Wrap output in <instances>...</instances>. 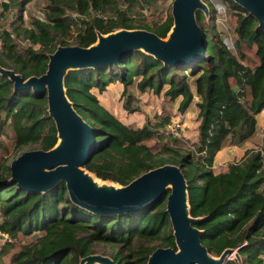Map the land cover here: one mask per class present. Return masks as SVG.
I'll return each mask as SVG.
<instances>
[{"label": "trees", "instance_id": "1", "mask_svg": "<svg viewBox=\"0 0 264 264\" xmlns=\"http://www.w3.org/2000/svg\"><path fill=\"white\" fill-rule=\"evenodd\" d=\"M30 1L8 0L0 11L3 15L15 9L9 27L0 29V65L25 77L43 73L47 54L58 44H68L70 35L74 44L87 46L96 40L97 31L140 27L165 37L172 25L170 14L160 20L146 18L145 10L157 7L160 0H47L43 17L27 25L24 10ZM204 1L213 21L216 9L210 0ZM224 2L235 17L230 44L215 27H201L207 39L205 50L190 64L168 65L142 50H132L117 64L69 70L64 85L76 111L93 127L96 151L85 164L89 171L103 180L126 184L155 166L179 165L187 181L190 214L197 217L194 225L201 229L209 252L219 255L226 247L237 248L242 264H264V141L239 160L213 168L222 147L241 145L256 132V115L264 109V25L233 0ZM196 17L202 20L201 11ZM253 48L257 61L250 62L246 49ZM117 80L123 84V107L129 111L138 109L133 103L136 96L129 91L133 85L139 91H163L170 101L181 96L180 112L197 95L200 120L193 149L178 153L164 144L154 150L156 139L170 135L164 131L168 116L132 126L106 108L92 88L102 92ZM0 111L4 113L0 132L8 122L17 147L38 143L49 149L56 143L46 93L13 89L8 77L0 74ZM3 149L0 140V158ZM167 152L172 155L165 156ZM9 176L7 161L0 159V231L9 238L42 232L33 244L11 255L15 264H78L98 242L116 246L109 255L119 264H146L155 247L175 246L165 211L167 193L136 211L103 214L73 203L64 181L32 192L17 188ZM154 238L160 240L158 245L140 241ZM226 264L239 263L234 257Z\"/></svg>", "mask_w": 264, "mask_h": 264}, {"label": "water", "instance_id": "2", "mask_svg": "<svg viewBox=\"0 0 264 264\" xmlns=\"http://www.w3.org/2000/svg\"><path fill=\"white\" fill-rule=\"evenodd\" d=\"M264 25V0H233ZM8 1H3V8ZM197 11L208 14L204 0H172V25L165 37L146 28H118L96 32V40L87 45L58 44L49 52L47 68L40 75L25 77L0 65V74L13 89L44 92L48 115L56 128V143L49 149L22 151L11 159L9 181L25 191H46L64 181L70 200L94 213H123L148 207L166 195L175 246H157L146 264H226L234 256L242 264L237 248L226 247L211 254L202 242L201 229L190 214L187 181L180 166L164 163L150 168L126 184L98 178L85 164L96 151L93 127L76 111L66 94L64 78L69 70L117 64L132 50H142L164 64L192 63L204 53L206 36L198 24ZM169 189V192H167ZM78 264H119L110 255L92 252L79 258Z\"/></svg>", "mask_w": 264, "mask_h": 264}, {"label": "rangeland", "instance_id": "3", "mask_svg": "<svg viewBox=\"0 0 264 264\" xmlns=\"http://www.w3.org/2000/svg\"><path fill=\"white\" fill-rule=\"evenodd\" d=\"M213 6L216 9V17L212 21L210 12L208 14H204V12L201 11L203 14L202 20L198 24L203 28L207 29L208 27H215L216 30L220 33V36L230 44V40L233 37V26H234V15L228 9L227 4L224 2V0H210ZM47 0H31L28 2L25 6L24 10V24L29 25L33 18H41L43 17V9L44 5L46 4ZM171 4L172 0H160L157 4V7H152L150 9L145 10L146 18L152 20L154 19H162L166 14L171 15ZM15 9L11 8L3 15L0 14V29L2 27H9L10 22L14 19ZM66 41L68 44H74V38L73 35L66 38ZM23 44H25V41H21ZM246 52L248 54V58L250 62L257 61V58L254 54V48L253 49H246ZM92 91L96 93L95 87L92 88ZM98 91V90H97ZM129 91L136 92V88L131 86L129 88ZM147 94L144 98L138 97L135 98L134 104L138 105L137 110L129 111L126 110L123 107V98H122V90L119 93H114V102L113 106L116 107L118 113L117 116L120 117L124 122H127L128 124H131L132 126H140L142 125L147 119L151 121H155V119H159L158 117L161 115L168 116V121L170 120H177L181 124V129L179 131L178 135L172 136L167 135L164 137L159 138L158 140H155V143L157 147H155L154 150L158 151L162 145L167 144L168 146L172 147L173 149H176L178 153H186L189 150H192L193 143L196 141L195 135H194V121L196 119V107L193 102L188 107L187 114L188 116H185V119L190 117L188 123L184 124L182 119V114L184 112H180L178 109V101L179 97L176 98L174 101H170L165 97L163 94V91L160 93H155L152 90H147ZM139 100L141 102L139 103ZM187 110V109H186ZM161 113V114H160ZM4 113L3 111H0V118H3ZM257 117V128H256V135L254 136L253 140L255 143V146L253 148L259 149L264 141V113H260V115H256ZM0 140L3 143L4 151H1L2 157L0 159H4L9 162L11 159L16 157L18 154H20L24 150L28 149H34L39 148L38 143H28L22 146L17 147L13 141V135L10 131V128L8 126V122L3 127V130L0 132ZM154 140H147V143L151 144ZM172 153L167 152L165 153V156H170ZM224 163V162H223ZM101 179V178H100ZM103 180V179H102ZM106 181V180H105ZM111 181V180H107ZM113 182V181H112ZM116 183V182H114ZM118 184V183H117ZM41 231H34L31 234L24 235L22 233H18L16 237H10L7 240H4L0 237V264H15L11 260V255L21 249L24 245L33 244L38 237L41 235ZM140 241L144 242L145 244H153L158 245L160 243L159 239H151V240H143L140 239ZM5 247L6 251L2 252V250ZM93 250L97 253L107 254L109 255L116 246L110 243H94L93 244ZM234 258V256H232Z\"/></svg>", "mask_w": 264, "mask_h": 264}, {"label": "crops", "instance_id": "4", "mask_svg": "<svg viewBox=\"0 0 264 264\" xmlns=\"http://www.w3.org/2000/svg\"><path fill=\"white\" fill-rule=\"evenodd\" d=\"M191 88L194 89L192 86H191ZM121 90H123V84L120 81L117 80V81L110 82L107 85L106 89L104 91H102V92H98L97 89H96V93L95 94L97 95L99 101L106 108H108L112 113H116L117 114L118 111H117L116 107L113 106L114 93H119V92H121ZM147 92L148 91H139L136 88V92H133V94H135L136 98H138V97L144 98L145 95L147 94ZM180 98H181V96H179V99ZM196 101H197V95H194V98H193V101L192 102H193V104H195V107H196V115H197L196 116V119L194 121V130H193L194 135H195V139H197V132H198L197 126H198V123H199V120H200V118L198 117V107L196 106ZM188 110L189 109L187 108V110H185L184 113L182 114V119H183L184 124H186V123L189 122V120H187V119H190V117H188L187 119H185V116L186 117L188 116V114L186 112ZM260 113H264V109L261 110L258 114L260 115ZM256 133H257V131L255 132V134L250 139L246 140L241 145L229 144V145H225L224 147H222L216 153V155L214 157V160H213V168L215 170H219L221 167L225 166L228 162H232V161L239 160L248 149H251V148H253L255 146V143H254L253 138L256 135Z\"/></svg>", "mask_w": 264, "mask_h": 264}, {"label": "built area", "instance_id": "5", "mask_svg": "<svg viewBox=\"0 0 264 264\" xmlns=\"http://www.w3.org/2000/svg\"><path fill=\"white\" fill-rule=\"evenodd\" d=\"M3 1H5V0H0V11L3 9ZM6 1H8V0H6ZM140 102H141V100L139 101V103ZM113 114L115 116H117L116 113H113ZM153 119L156 120L155 118H153ZM120 120H122V119H120ZM180 129H181V124L177 120H170V121H168L167 124L164 127L165 133L171 134L174 137H175V135H178L179 134ZM261 153H262V156H263V159H264V150ZM0 237L3 238L4 240L9 239L8 234L6 232H2V231H0Z\"/></svg>", "mask_w": 264, "mask_h": 264}]
</instances>
